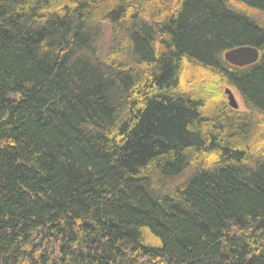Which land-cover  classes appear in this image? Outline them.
I'll return each instance as SVG.
<instances>
[{"label":"trees","instance_id":"trees-1","mask_svg":"<svg viewBox=\"0 0 264 264\" xmlns=\"http://www.w3.org/2000/svg\"><path fill=\"white\" fill-rule=\"evenodd\" d=\"M0 264H264V0H0Z\"/></svg>","mask_w":264,"mask_h":264},{"label":"water","instance_id":"water-1","mask_svg":"<svg viewBox=\"0 0 264 264\" xmlns=\"http://www.w3.org/2000/svg\"><path fill=\"white\" fill-rule=\"evenodd\" d=\"M225 58L229 63L235 66L244 67L256 63L259 60V54L255 48L244 47L226 53ZM225 94L229 107L237 111L239 109V104L233 91L231 89H226Z\"/></svg>","mask_w":264,"mask_h":264},{"label":"rangeland","instance_id":"rangeland-1","mask_svg":"<svg viewBox=\"0 0 264 264\" xmlns=\"http://www.w3.org/2000/svg\"><path fill=\"white\" fill-rule=\"evenodd\" d=\"M114 38H116V36H114V34L112 33V31L109 29V27H106V26H103L102 25V39L100 41L99 48L103 52L107 51L109 49V47L113 44ZM213 86H214L213 84L210 85V89H212ZM224 91H226V90H224ZM233 93H234V95L236 97V100H237V102L239 104V109L237 111L244 110V106L242 104L241 97L239 96V94L237 92H234L233 91Z\"/></svg>","mask_w":264,"mask_h":264}]
</instances>
